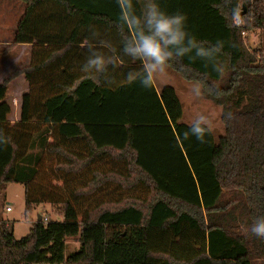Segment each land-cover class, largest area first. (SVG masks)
Here are the masks:
<instances>
[{"label":"trees","instance_id":"1","mask_svg":"<svg viewBox=\"0 0 264 264\" xmlns=\"http://www.w3.org/2000/svg\"><path fill=\"white\" fill-rule=\"evenodd\" d=\"M19 1L0 59L31 52L0 78V194L22 185L26 213L49 206L62 221L37 220L19 240L0 220V264H264V239L249 231L264 215V0H161L200 39L224 42L223 77L199 60L168 67L221 108L224 134L204 143L184 138L174 88L110 87L80 70L94 33L119 47L115 0ZM255 31L260 50L246 45ZM20 78L28 92L12 123Z\"/></svg>","mask_w":264,"mask_h":264},{"label":"clouds","instance_id":"2","mask_svg":"<svg viewBox=\"0 0 264 264\" xmlns=\"http://www.w3.org/2000/svg\"><path fill=\"white\" fill-rule=\"evenodd\" d=\"M115 6L118 24L124 29L119 47L95 33L94 43L86 40L87 54L80 70L87 76L110 87L138 85L152 90L169 65L184 58L206 62L221 77L227 72V62L220 58L224 42L200 39L189 30L183 11L170 12L161 0H115ZM204 87L198 81L192 92L200 96ZM211 131L209 117L198 114L183 136L204 143ZM249 231L264 239V215L254 218Z\"/></svg>","mask_w":264,"mask_h":264},{"label":"rangeland","instance_id":"3","mask_svg":"<svg viewBox=\"0 0 264 264\" xmlns=\"http://www.w3.org/2000/svg\"><path fill=\"white\" fill-rule=\"evenodd\" d=\"M262 41L263 39L260 31H255L246 37V45L251 50H260L262 47ZM11 63V61H0V76L5 72L2 71V67L10 65ZM26 64L27 63L24 61L20 65L17 64L16 68H20ZM193 85L194 83L186 82L177 73L168 68L166 74L157 81L155 87L157 91H161L162 88L166 86L172 87L176 90L184 112L182 123L191 125L198 114L208 116L212 132L214 133L216 141H218L219 137L224 134L225 130L221 121V108L202 98V95L196 96L192 92ZM7 208H11L13 212L7 214L5 211ZM38 217H47L62 221V218L55 216L54 211L49 206H38L32 211V213H26L24 189L22 185L9 184L5 194H0V220L3 219L5 222L8 220L13 228L16 239L20 240L26 237L33 223L37 222ZM65 243V258L78 251L79 244L77 238L66 239Z\"/></svg>","mask_w":264,"mask_h":264},{"label":"crops","instance_id":"4","mask_svg":"<svg viewBox=\"0 0 264 264\" xmlns=\"http://www.w3.org/2000/svg\"><path fill=\"white\" fill-rule=\"evenodd\" d=\"M24 15L25 5L23 2L19 0H0V50L4 49L6 46L13 42L17 26ZM30 52L31 46L21 45L17 47L11 55L6 58L4 57L3 59H0L1 62H12L10 65H6L3 67V70L6 71L3 74L10 73L12 69L14 70V68L17 67V64L20 65L24 61L28 63V61H30ZM0 78L4 77L1 76ZM27 92L28 85L24 78H20L12 83L7 97V102L12 106V114L9 117L10 122L16 123L17 121H19L21 98L23 94ZM5 211L7 214L13 212L12 210L10 212H8L7 210Z\"/></svg>","mask_w":264,"mask_h":264},{"label":"built area","instance_id":"5","mask_svg":"<svg viewBox=\"0 0 264 264\" xmlns=\"http://www.w3.org/2000/svg\"><path fill=\"white\" fill-rule=\"evenodd\" d=\"M236 25L239 26V27L242 26V22H241V19H240V18H237V19H236ZM245 36H246V34L243 33V37H245ZM6 210H7L8 212H10V211H11V208H7ZM42 220L45 221V222H47V221H48V218H47V217H43Z\"/></svg>","mask_w":264,"mask_h":264},{"label":"water","instance_id":"6","mask_svg":"<svg viewBox=\"0 0 264 264\" xmlns=\"http://www.w3.org/2000/svg\"><path fill=\"white\" fill-rule=\"evenodd\" d=\"M41 219H42L41 217H38V221H41Z\"/></svg>","mask_w":264,"mask_h":264}]
</instances>
